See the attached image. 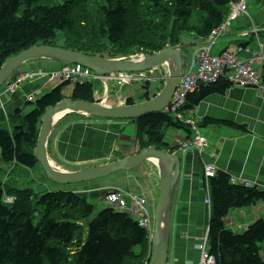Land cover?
I'll return each instance as SVG.
<instances>
[{
  "label": "trees",
  "instance_id": "trees-1",
  "mask_svg": "<svg viewBox=\"0 0 264 264\" xmlns=\"http://www.w3.org/2000/svg\"><path fill=\"white\" fill-rule=\"evenodd\" d=\"M236 1L0 0V67L20 52L40 45L103 59L154 54L180 46L186 63L192 49L203 44L224 22L230 5ZM69 85L62 82L41 95L31 104L29 113L23 116L19 110L9 119V130L0 129L1 164L29 170L39 166L33 152L42 115L64 99L63 92ZM230 87L224 81L200 87L188 95L183 111L193 110L210 95H225ZM70 98L95 102L92 84L74 85ZM127 105L134 104L129 99ZM131 121H136L135 139L140 149L154 146L158 150H177L164 142L169 129L182 130L186 139L192 135L190 128L164 113H150ZM201 125L244 132L242 126L209 118ZM18 127L21 129H14ZM50 146L49 139L48 153ZM242 183L234 184L223 171L209 178L212 208L208 248L216 264H264V219L254 221L238 234L224 226L231 211L257 203L264 206V188L248 181ZM3 192L14 197L12 204H3ZM44 192L14 190L0 184V264L147 261L150 246L146 231L128 215L110 209L96 212L88 200L72 191ZM35 216H40L36 224Z\"/></svg>",
  "mask_w": 264,
  "mask_h": 264
},
{
  "label": "crops",
  "instance_id": "crops-1",
  "mask_svg": "<svg viewBox=\"0 0 264 264\" xmlns=\"http://www.w3.org/2000/svg\"><path fill=\"white\" fill-rule=\"evenodd\" d=\"M247 10L253 25L257 29V43L264 46V0H249ZM249 29L250 25L247 19L244 16H239L231 22L229 30L221 38H218L219 40L212 46L211 53L217 55L225 50L234 49L240 44L256 47L253 33H249L245 38L240 36L242 31H249ZM239 57L246 58L248 55L240 53ZM60 66L61 64L49 60H35L23 65L20 71L36 70L49 73ZM56 85L49 81L48 76H45L25 85L13 94L0 96V122H3L7 128L9 118L15 115L17 111L20 110L22 115L27 112L25 101L27 95L41 96L48 88ZM190 116L191 121L199 126L197 127L199 133L208 141V147L204 153H198L194 149L180 151L179 146L186 139V134L182 130H171L168 137L165 136L167 144H171V147H178L182 165L181 175L171 199V235L168 249L170 264L172 261L173 264H197L198 262L199 254L196 244L209 221L204 204L202 180L204 164L213 165L217 170L227 173L232 177V180H244L259 189L264 188V99L260 98L252 89L230 87L225 95H210L204 98L193 109ZM206 118L242 126L244 132L226 126L203 127L201 124ZM87 123L91 126L89 125L88 129H80L79 137H82L81 140L75 136L73 144L75 152L72 155L75 159L78 156L99 158L102 156L100 152L106 149H108L106 154L109 155L108 151H112V148L107 146L106 136H113L115 131L112 133L111 128H121L122 134H124L126 127L125 122L107 123L91 118H88ZM60 134L59 129H52L50 150L55 153H59L62 147L63 136ZM170 134L173 135L170 136ZM84 148L86 149L85 152ZM68 157L69 153L66 158ZM0 165L5 166L1 163ZM18 169L27 171L23 167H18ZM118 183L105 184L108 187L112 185L114 189H128L130 187L121 186L122 184ZM73 189L72 191H80L77 188ZM49 190H53L51 186ZM144 190L147 194H143V197L146 199L148 210L152 213L156 201V191L153 193L149 187H144ZM96 195L97 192L92 196L95 197ZM227 219L232 222L231 228L234 231H237L239 225L247 228L254 221L264 219V206L257 203L244 209L234 210L229 213L225 222Z\"/></svg>",
  "mask_w": 264,
  "mask_h": 264
},
{
  "label": "water",
  "instance_id": "water-1",
  "mask_svg": "<svg viewBox=\"0 0 264 264\" xmlns=\"http://www.w3.org/2000/svg\"><path fill=\"white\" fill-rule=\"evenodd\" d=\"M182 47L164 49L137 59L116 60L87 56L75 51L52 46H32L7 60L0 67V88L25 63L35 60H50L58 63L80 65L97 76L115 73H134L167 68L168 76L160 93L151 101L139 106L109 107L99 103L74 101L64 98L48 107L41 120L38 139L34 149L35 160L40 164L48 180L57 185H74L96 181L121 171L138 167L145 161L156 164L159 190L154 213V234L151 242L149 264H167L171 229V199L178 182L181 158L158 150L154 146L136 154L80 171L66 172L56 168L49 160L47 144L52 128L63 115L84 114L106 120H135L150 113H162L171 101L172 95L184 72ZM21 129V127L15 128Z\"/></svg>",
  "mask_w": 264,
  "mask_h": 264
},
{
  "label": "rangeland",
  "instance_id": "rangeland-1",
  "mask_svg": "<svg viewBox=\"0 0 264 264\" xmlns=\"http://www.w3.org/2000/svg\"><path fill=\"white\" fill-rule=\"evenodd\" d=\"M238 1L239 0L232 3L231 5H236L238 3ZM249 33H252V27H251L250 31H247V34H249ZM131 37H134V35ZM184 38L187 39V36H184ZM216 42L214 44H216ZM251 48L255 49V47H253V46H251ZM210 53H211V51H210ZM211 55H214V54L211 53ZM185 56H186V54H185ZM19 69H21V68H19ZM161 73H162L161 68L156 69L155 73H153V72L148 73L149 75L153 74L152 82H151L150 88L148 90L150 96L155 91L154 90V87H156L155 82H157L156 79L158 76H161ZM27 75H28L27 73L22 74V71H19L15 75V77L13 76L14 82L20 80V84H19L18 88H23L25 85L37 80L38 77L40 76V73H39V71H36V70L30 71L29 72L30 77L27 78L26 80H23V78ZM137 75H140V74H137ZM137 75H135V76H137ZM53 76H55V77L53 79H50L49 81L52 83H55V84L58 83V81L62 77H64V76H60V75H53ZM56 76H60V78H56ZM166 76H167V72H166ZM95 82H92L93 88H94V91L96 92V94H98L99 96H102L104 94V88L107 90L110 88L112 90L111 93H109L107 95V98L105 100L106 105L109 104V101H114V99H117V97H122L124 99L133 97L136 104H140V103L145 101L143 98V94H144V92H146V90L144 89V87L142 85V84H145V82L134 83L132 85H129V86H126L123 88H119L121 86L112 88L110 83H108V86H107L106 83L101 84V82H99V83H95ZM161 87H163V84H161ZM52 88L53 87L48 88V90L45 93H48L50 91V89H52ZM65 92H66V95H68L70 92V88L68 87L65 90ZM29 95H27V97ZM122 100L123 99H121V101ZM26 105H27L26 106L27 112L23 113V115H26L27 113H29L33 108V105H31V104H26ZM91 119L99 120V119H94V118H91ZM87 120H88V118L83 116V115L67 114V115L62 116L57 121V123L55 124L54 128H57L60 130V132H61L60 135L63 136V142L61 143L62 147H61L59 153H55L52 150H50L49 159H50L51 163L54 164L55 167H57L58 169H60L62 171H66V172H71L72 170L87 169V168H90L92 166H95L98 164H104V163H107V162L112 161V160L115 161L117 159H121L125 156H128V155H131L133 153L138 152L137 147L139 148V146L134 144L135 142L132 138V137H134L133 135L135 132V128L128 126L129 125L128 124L124 128V130H125L124 134H122L121 128H111L112 133L115 131L113 133V136H109V135L106 136L105 140L107 141V146L112 148V151H108L109 155H107L106 152H102L101 153L102 156H100L99 158L95 157V156H92V157L78 156L77 159H75L74 157H72L73 152H75L74 146H73L74 141H75V136H76V138L79 137L80 129H85V128L88 129L90 124L87 123ZM190 120H191L190 117L186 118L185 122H188ZM84 122H86V123H84ZM105 122L108 123L110 121H105ZM2 124H3V122H0V126H1L0 129L6 128V126L4 124L2 126ZM171 130L172 129H169L165 132L166 137H168V134ZM174 131H176V130H174ZM172 135L173 134H170V136H172ZM52 137H53V133H52ZM196 137H197L198 141L194 140ZM81 138L82 137H79V140H81ZM200 138L206 141V138L203 137L199 133L198 128H197L194 131L193 139H192V140H194V143H193L192 147H190V149H194V150L198 149L197 146H198V143L200 141ZM183 144L186 145L187 147H189V144H186L185 141H183ZM207 147H208V143L205 146V150L207 149ZM182 150L184 151L183 147H182ZM205 150L201 149L200 153L201 154L204 153ZM85 151H86V149L84 148V152ZM180 151H181V149H180ZM68 153H69V157L66 158ZM182 155L184 156V154H182ZM5 166L0 165V184L4 185L5 187H6V185H8L9 187H11L14 190H22V191L31 188V189H33L34 193H39V194L45 193L44 191H49L50 186L53 189L51 191H58V190L59 191H72V190H74L73 188H77V189H80V191H73V192L79 194L80 196H82L86 200H88V202H90L94 206V209L96 212L105 208V205L102 203V201L99 198H101L108 191H110L111 188H114L112 185H110L108 187L105 183L110 184V183H118L119 182L120 184H122L121 186H130L128 189L127 188L121 189L123 192L133 194V195H136L139 193L141 196H143V194H145V195L147 194L146 190H144V187H149V189L151 188L153 193L156 191V200H157V195H158V190H159V179H158L157 166L155 163L150 162V161H145L141 165L136 167L135 169L133 168V169L126 170V171H121L120 173L114 174L110 177H106V178L99 179V180L92 181V182L74 184V185H54V184H52L46 178V176L43 173L40 165L36 166V168L34 170H29V169L25 168L27 171L19 170L18 167H21V166H13L12 169H9L8 167H5ZM206 166H210L213 169H216L211 164H206ZM206 166H203V168H202L203 171L205 170ZM217 171H219V170H217V169L214 170L215 173H217ZM233 183H239V182L233 181ZM153 184H154V186H153ZM203 191L207 192V186L206 185H204ZM95 192H97V195L95 197H93L92 195ZM146 204H145V207H146ZM204 204L207 207L208 202L206 201ZM155 208H156V201L154 203V208L152 210L153 219H154ZM39 220H40V216H35L33 223L36 224L37 222H39ZM206 246H207V236H205V233L203 232V235L199 238V240L196 244V249H197V252L199 254V257H198L199 263H201V260L203 257L202 254H204V251L206 250ZM174 262H175V260H174ZM170 263H171V259H170V257H168V264H170ZM140 264H144V263L141 262ZM172 264H173V261H172Z\"/></svg>",
  "mask_w": 264,
  "mask_h": 264
},
{
  "label": "built area",
  "instance_id": "built-area-1",
  "mask_svg": "<svg viewBox=\"0 0 264 264\" xmlns=\"http://www.w3.org/2000/svg\"><path fill=\"white\" fill-rule=\"evenodd\" d=\"M249 0H239L236 5L230 6V13L224 22L213 31L212 35L201 45L197 46L191 51L189 58L185 65V71L181 78L170 103L168 112L176 117H180L179 111L185 104V99L188 94L196 91L200 86H210L217 82H228L232 86L240 88H250L256 91L258 96L264 99V46L257 43L258 37H255L256 47L251 48L248 45L235 47L234 49H228L220 55H211V47L215 43L218 37L223 35L229 30L232 21H235L239 16H244L251 26L253 25L251 16L247 11V5ZM252 33L257 35V30L252 27ZM242 37L248 36L247 31L241 33ZM240 53H246L248 57H239ZM145 72L140 73H115L107 76V80L115 82L119 86H123L126 80L131 76L145 77ZM53 75L64 76L61 79H68L73 82H87L96 79V76L79 66L72 65L63 68L59 72ZM56 76V78H60ZM28 74L23 78L26 80L29 78ZM55 77V76H53ZM157 79H163L159 77ZM156 79V80H157ZM128 83V82H126ZM20 80L14 82L11 80L5 86V93H13L19 86ZM32 100V98H29ZM196 141L197 137L194 139ZM194 140H189L186 144L192 147ZM205 140L200 138L197 148L199 150L205 148ZM186 148V145H183ZM207 167V168H206ZM204 170V177L208 179L214 175V170L210 166H206ZM245 184V183H244ZM247 185V184H245ZM12 198L5 197L4 202L11 203ZM207 202H209L207 200ZM105 203L107 206L119 210L125 211L129 216L135 220L140 227L145 231H150V223L152 217L145 207V201L141 197L133 194H127L122 192L111 193L107 196ZM201 263L198 264H216L215 259L211 256L207 250L202 254Z\"/></svg>",
  "mask_w": 264,
  "mask_h": 264
},
{
  "label": "clouds",
  "instance_id": "clouds-1",
  "mask_svg": "<svg viewBox=\"0 0 264 264\" xmlns=\"http://www.w3.org/2000/svg\"><path fill=\"white\" fill-rule=\"evenodd\" d=\"M248 11V10H247ZM250 16V15H249ZM248 21V20H247ZM248 23H249V21H248ZM249 25H250V29H249V31L251 30V27H255L254 25H252L251 26V24L249 23ZM257 30V29H256ZM244 31H248V30H244ZM243 32V31H242ZM241 32V33H242ZM241 33H240V36H241ZM225 34V33H224ZM252 34V33H251ZM254 34V33H253ZM249 35V34H248ZM255 35V34H254ZM223 35H221L220 37H218V38H221ZM242 37V36H241ZM247 37V36H246ZM255 37H258L257 35L255 36ZM218 38H217V40H218ZM243 38H245V37H243ZM216 40V41H217ZM215 41V42H216ZM214 45V44H213ZM212 45V46H213ZM244 45H247V44H240V45H237L236 47H240V46H244ZM249 46V45H248ZM251 47V46H250ZM212 48V47H211ZM195 49V48H194ZM194 49H192V50H194ZM226 51V50H225ZM225 51H223V52H225ZM222 52V53H223ZM222 53H220V54H222ZM220 54H218V55H220ZM139 57H141V56H139ZM138 57V58H139ZM137 59V58H136ZM121 60V59H120ZM50 61V60H49ZM183 61V60H182ZM29 62H31V61H29ZM52 62H54V61H52ZM28 63V62H27ZM58 63V62H57ZM26 64V63H25ZM25 64H23V65H25ZM59 64H61V66L58 68V69H56V70H54V71H52V72H49V73H44V72H42V71H39V73H40V76L38 77V79H40V78H44L45 76H48V78H49V80L50 79H53L54 77H53V74L54 73H56V72H59L60 70H62L63 68H66V67H69V66H72L73 64H64V63H59ZM183 64H184V71H185V65H186V63H184L183 62ZM22 65V66H23ZM22 66L20 67V68H22ZM80 66V65H79ZM159 68H161L162 69V73H161V76L163 77V83L165 84V82H166V78H167V76H168V73H167V76H166V72H167V68L165 67V66H162V67H159ZM88 70V69H87ZM20 71V69H18V71L13 75L14 77H15V75L18 73ZM90 71V70H89ZM29 72L30 71H22V74H25V73H27V74H29ZM91 72V71H90ZM147 72V71H146ZM152 72L153 73H155V70H152ZM92 73V75H94V76H96V78L97 79H103V78H106L108 75H111V74H108V75H105V76H97V75H95L93 72H91ZM134 73H140V72H134ZM183 74H184V72H183ZM183 74H182V76H181V78L183 77ZM11 77L10 79H8V81L0 88V96L2 97L3 95H10V94H13V93H15V92H17L18 90H20L21 88H17L13 93H5V86L11 81V80H13V78L14 77ZM161 76H158L157 78H159V77H161ZM105 80H107V79H105ZM181 80V79H180ZM96 81V79L95 80H92V81H85V82H79V81H77V82H73V81H71V80H68V79H60L59 81H58V83H56L57 85H59V84H61L62 82H69V88H70V92H69V94L68 95H66V92L64 91L63 92V95H64V98H70V94H71V91H72V89H73V86L74 85H76V84H83V83H92V82H95ZM108 81V80H107ZM180 82V81H179ZM221 82V81H220ZM217 83H219V82H217ZM217 83H215V84H213V85H216ZM226 83H228V82H226ZM179 84V83H178ZM56 85V86H57ZM213 85H210V86H213ZM231 85V84H230ZM56 86H54V87H56ZM178 86V85H177ZM53 87V88H54ZM67 87V88H68ZM115 87H116V85H115ZM200 87H209V86H200ZM199 87V88H200ZM231 87H236V86H232L231 85ZM66 88V89H67ZM109 88V87H108ZM177 88V87H176ZM198 88V89H199ZM238 88H240V87H238ZM65 89V90H66ZM197 89V90H198ZM244 89H247V88H244ZM250 89V88H249ZM51 90V89H50ZM109 90L110 91H112L110 88H109ZM176 90V89H175ZM197 90L196 91H194V92H197ZM253 90V89H252ZM255 91V90H254ZM175 92V91H174ZM193 92V93H194ZM256 92V91H255ZM44 94H46V93H44ZM43 94V95H44ZM174 94V93H173ZM192 93H190V95H191ZM189 95V94H188ZM188 95H187V97H188ZM38 97H40V96H36V95H34V94H30L28 97L26 96L25 97V101H26V103L28 104V103H30V104H33L34 103V101L38 98ZM172 97H173V95H172ZM187 97H186V99H185V104H186V101H187ZM29 98H32V100H29ZM72 99V98H71ZM171 101H172V98H171ZM171 101L169 102V104L167 105V107L165 108V110H163V112L162 113H164V114H167V115H169V116H172L169 112H168V109H169V106H170V103H171ZM184 104V105H185ZM184 107V106H183ZM183 107H182V109H183ZM193 110H191V111H189V112H192ZM44 114V113H43ZM69 114H74V113H69ZM67 115V114H66ZM77 115H83V116H85V117H87V118H94V119H99V120H102V121H110V122H126L125 120H106V119H100V118H96V117H91V116H87V115H84V114H77ZM25 116V115H24ZM43 116V115H42ZM64 116V115H63ZM41 120H42V118H41ZM59 120V119H58ZM57 120V121H58ZM57 123V122H56ZM194 123V122H193ZM40 126H41V124H40ZM40 126H39V129H40ZM188 128H190L191 129V132H192V135H191V137L190 138H188V139H185V140H183V141H185V143L186 142H188L189 140H192L193 139V134H194V131H195V129H197V126L195 125L193 128H191V127H188ZM6 129V128H5ZM10 128H7V130H9ZM15 129V128H14ZM53 129V128H52ZM52 132V131H51ZM38 134H39V132H38ZM50 135H51V133H50ZM37 139H38V137H37ZM49 139H50V136H49ZM48 139V140H49ZM183 141L181 142V144H180V146H179V148L182 150V147H183ZM37 142V141H36ZM206 142V144L208 143V141L206 140L205 141ZM183 144V145H182ZM36 146V145H35ZM182 146V147H181ZM149 148V147H148ZM178 148V147H177ZM184 148V147H183ZM35 149V148H34ZM146 149V148H145ZM186 149H190V147H186V148H184V150H186ZM143 150V149H142ZM204 150H205V148H204ZM183 151V150H182ZM197 151L200 153V151L201 150H199V149H197ZM48 153V152H47ZM33 154H34V152H33ZM177 154H178V149H177ZM179 155V154H178ZM180 156V155H179ZM48 157H49V153H48ZM124 158V157H123ZM122 159V158H121ZM50 160V159H49ZM118 160V159H117ZM116 161V160H115ZM112 162H114V161H112ZM108 163V162H107ZM39 164V163H38ZM104 164H106V163H104ZM40 165V164H39ZM54 165V164H53ZM55 166V165H54ZM182 166V165H181ZM203 166H206V164H204ZM7 167L9 168V169H12L13 168V165H11V166H8L7 165ZM57 168V167H56ZM88 169V168H87ZM135 169V168H134ZM60 170V169H59ZM216 170V169H215ZM43 171V170H42ZM181 172V171H180ZM44 173V172H43ZM118 173H120V172H118ZM117 174V173H116ZM215 174L216 173H214V175L212 176V177H214L215 176ZM114 175V174H113ZM180 175H181V173H180ZM112 176V175H111ZM110 177V176H109ZM212 177H209V178H212ZM47 178V177H46ZM179 178H180V176H179ZM209 178L208 179H206L205 177H204V171H203V169H202V180H203V188H204V185H206L207 186V192H204V203L208 200L209 202H208V204H207V207H206V209H207V214H208V218L210 219V215H211V208H212V202H211V193H210V186H209ZM179 180V179H178ZM50 181V180H49ZM233 181H235V180H232V182ZM242 181H244V180H241V181H236V182H239V183H242ZM239 183H234V184H239ZM242 184H244V183H242ZM103 190V189H102ZM73 192V191H72ZM116 192H122V193H125V192H123L121 189H112L111 188V190L110 191H108L105 195H103L101 198H99L101 201H102V203L105 205V208L104 209H110V210H112V211H114V212H117V213H124V214H126V215H128L129 216V214L127 213V212H125V211H119V210H115V209H113V208H111V207H109V206H107L106 205V203H105V200H106V198H107V196L109 195V194H111V193H116ZM75 193V192H74ZM127 194H129V193H127ZM137 196H139V197H141L142 199H144V201H145V204H146V199L143 197V196H141V195H139V194H136ZM5 197H8V196H6L5 195V193L3 192V197H2V202H3V204H6V205H10V204H12L13 202H14V197H8V198H12L13 199V201L11 202V203H6V202H4V198ZM156 202H157V200H156ZM146 208H147V204H146ZM104 209H101V210H104ZM101 210H99V211H101ZM147 210H148V208H147ZM237 210H239V209H237ZM234 211V210H233ZM148 212L150 213V215H151V217H152V213L148 210ZM232 212V211H231ZM130 217V216H129ZM131 218V217H130ZM227 218V217H226ZM225 218V219H226ZM132 219V218H131ZM225 219H224V226H225V228L226 229H228V230H230L231 232H233V233H236V234H238V233H242L241 231L242 230H246V228H243L242 226H240L239 225V227H238V229H237V231H234V230H232V226H233V224L230 222V220L229 219H227L226 220V222H225ZM133 220V219H132ZM152 220L154 221V219H153V217H152ZM134 222H136L135 220H133ZM137 223V222H136ZM208 223H209V221H208ZM138 224V223H137ZM138 226L140 227V225L138 224ZM140 228H142V227H140ZM231 228V229H230ZM143 229V228H142ZM204 233H205V236H207V246H206V250L208 251V253L210 254V252H209V248H208V245H209V236H208V233H209V227L207 226L206 228H205V230H204ZM170 235H171V229H170ZM170 239V238H169ZM151 242H152V240H151ZM151 242H150V250H149V254H148V256H147V261H145L144 262V264H149V260H150V255H151ZM211 255V254H210ZM212 256V255H211ZM168 257H169V252H168ZM214 257V256H213ZM214 259H215V262H216V258L214 257ZM199 263V260H198V262H197V264ZM167 264H168V260H167Z\"/></svg>",
  "mask_w": 264,
  "mask_h": 264
},
{
  "label": "flooded vegetation",
  "instance_id": "flooded-vegetation-1",
  "mask_svg": "<svg viewBox=\"0 0 264 264\" xmlns=\"http://www.w3.org/2000/svg\"><path fill=\"white\" fill-rule=\"evenodd\" d=\"M144 55V54H143ZM143 55H133V56H127V57H123V58H118V59H116V60H119V59H121V60H129V59H136V58H138L139 56H143ZM150 72H152V70H149V71H147V72H145L146 74H147V76H145V77H139V78H137L136 76H131L128 80H126V82H128V83H124V85L123 86H121V87H119V85H117L115 82H111V81H107V80H105L106 78H103V79H97L96 78V82L95 83H99V82H101V84H107V86H108V83H110L111 84V87L112 88H114L115 87V85H116V87H119V88H123V87H126V86H129V85H132V84H134V83H138V82H145V84H142L143 85V87H144V89L146 90V92H144V94H143V98H144V102H142V103H140V104H136L135 103V101H134V99H133V97H130V98H122V97H117V99H114V101H109V104L108 105H106L105 104V100H106V98H107V95L109 94V93H111V91L108 89H105L104 88V94L102 95V96H99L98 94H96V92L94 91V88H93V97H94V100H95V102H92V103H99V104H102V105H105V106H109V107H129L128 105H127V101L130 99V100H132V104H134V105H131V106H139V105H143V104H146L147 102H149V101H151L152 99H154L159 93H160V91L162 90V88L163 87H161V84H163V86H164V83H163V80L162 79H157V82H155V84H156V87H154V92H153V94L150 96V94H149V88H150V84H151V82H152V76H153V74H151V75H149L148 73H150ZM144 73V74H145ZM92 84V86H93V83H91ZM110 91V92H109ZM121 99H123L122 101H121ZM179 115H180V117L178 118V117H176V116H171L172 118H174L175 120H178V121H180L185 127H191V128H193L194 126H195V123H193L191 120L190 121H188V122H185V119L186 118H189V117H191L190 115H191V112H185V111H183V109H181L180 111H179ZM126 122H125V124L126 125H128V126H131L132 128L134 127L135 128V132H134V137H132L133 138V140H134V144H136V145H138L139 146V144L137 143V141H136V139H135V134H136V128H137V125H136V121H128V120H125ZM197 127H199L198 125H196ZM164 142L165 143H167L166 141H165V135H164ZM169 147H170V145H169ZM156 148V147H155ZM170 148H177V147H170ZM108 149H106L105 151H102V152H106ZM137 150H138V152L139 151H141L142 149H140V147L138 148L137 147ZM161 151H165V152H168V153H171V154H177V150H174V151H172V152H170L169 150H166V149H163V148H161L160 149ZM102 152H100V153H102ZM138 152H136V153H138ZM136 153H133V154H136ZM132 155V154H131ZM128 156H130V155H128ZM125 157H127V156H125ZM113 161V160H112ZM112 161H109L108 163H110V162H112ZM101 165H103V164H98V165H95V166H92V167H96V166H101ZM92 167H90V168H92ZM81 170H83V169H81ZM76 171H80V170H76ZM150 231H151V233H150V242H151V240L153 239V234H154V221L152 220L151 221V223H150Z\"/></svg>",
  "mask_w": 264,
  "mask_h": 264
},
{
  "label": "bare ground",
  "instance_id": "bare-ground-1",
  "mask_svg": "<svg viewBox=\"0 0 264 264\" xmlns=\"http://www.w3.org/2000/svg\"><path fill=\"white\" fill-rule=\"evenodd\" d=\"M147 238H148V244L150 246V233L149 230H146Z\"/></svg>",
  "mask_w": 264,
  "mask_h": 264
}]
</instances>
